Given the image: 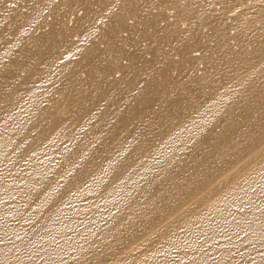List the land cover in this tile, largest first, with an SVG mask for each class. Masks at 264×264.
<instances>
[{
	"label": "bare ground",
	"instance_id": "bare-ground-1",
	"mask_svg": "<svg viewBox=\"0 0 264 264\" xmlns=\"http://www.w3.org/2000/svg\"><path fill=\"white\" fill-rule=\"evenodd\" d=\"M44 1L0 0V264H264V0Z\"/></svg>",
	"mask_w": 264,
	"mask_h": 264
},
{
	"label": "rangeland",
	"instance_id": "rangeland-1",
	"mask_svg": "<svg viewBox=\"0 0 264 264\" xmlns=\"http://www.w3.org/2000/svg\"><path fill=\"white\" fill-rule=\"evenodd\" d=\"M147 1L146 0H143L141 2V5L142 6H147L149 4V2L147 4H144L146 3ZM45 4V7L49 6L50 4L51 5H54V6H59L60 8H64L66 7V0H45L43 2ZM171 5H173L174 3H176L175 1H170ZM74 5H77L76 7V14L73 15L71 17V20H70V23L72 26H75L77 25L78 28L80 26H82L83 29H86L88 28V31L91 30L94 25H95V22H96V16H101V10L98 9V6L94 3H91V4H88V15H90V17L88 18V20H85L86 18V11L80 9L78 7V4L75 2V3H72V4H69V8L73 9ZM135 10L131 9L130 12H134ZM58 17L57 16H54L53 19H57ZM199 25V24H198ZM198 25H195L194 26V29L196 30L195 32H197V27ZM85 31V30H83ZM83 31H73L72 32V35L74 36L73 37V40L72 42L74 43L73 44V47H70V48H67L65 49V51L63 52H59L58 55V60L56 62H54V66L52 67V70L50 72L48 71H43L41 70L38 75L41 76V78H46L47 76H50L52 75V79L54 83H60L59 81H64L65 78H61L60 77V73H52L53 71L57 70L59 67H64V69H66V66L69 62H73V61H76L78 58H83L85 56H87L88 58H91V51L95 50L97 47H99L101 50L100 51V57H104V48H102V43L100 42L101 41V37H102V30H99V33L97 36H89L88 35V40L83 38L82 37V32ZM194 32V33H195ZM10 37L12 38H15L19 41L18 45H17V48L20 49L22 52L24 53H28L30 50H29V47L31 48V45H28L26 43V39L23 38L19 32H13ZM189 41L192 42V43H197L198 42V37L197 36H194V37H191L189 38ZM84 44H87L88 45V50H85V49H78L76 52L72 53V50L73 48L75 47H78V46H81V45H84ZM144 47L146 46V43L142 42L141 43ZM185 45H192L191 43H188V44H185ZM61 46H65V44L61 45ZM130 48H133L130 47ZM66 51L69 52V54H66ZM98 51V49H97ZM194 57L196 59H199L201 56H202V52L201 50H197L193 53ZM96 57H98L97 55H95ZM42 62L45 64H50L52 61V56L48 54V52H45L43 55H42ZM85 61H82V62H79V63H75V67H76V70L79 71V73L81 71H84L85 69H83V65ZM181 73H182V76L184 79H186L189 74H190V65H186V64H182L181 66ZM40 78V79H41ZM36 82V81H35ZM50 85V84H49ZM49 85H47V87H49ZM72 85L71 81L68 80L66 82V85H65V88L64 89H67L68 91H71V90H77L76 88H70ZM155 85H152L151 87H154ZM115 91V90H114ZM77 96V93H74L72 98L69 100V101H72L74 100V98ZM55 99H58L57 97H52V100H55ZM98 100H101L100 98H97ZM163 101L162 98H160L158 100L159 103H161ZM115 105H122V102L119 101V100H116V103ZM93 107V104L92 102H88L86 104V109H84L85 111H88V109L91 110V108ZM94 115V113H93ZM99 118V116L95 115L92 119H91V123H94L95 122V119ZM56 154V152H55ZM55 160H58L60 159V156L56 155L54 157ZM244 174V171L242 169H234L233 167L230 169V176L233 177V176H237V175H243ZM70 201V200H69ZM174 230H172V234L173 235H178L181 233V231L179 230V227H173ZM75 232V231H74ZM73 232V233H74ZM139 252H137L138 254ZM170 256L172 259H175V256L173 255L174 252H170ZM210 256H213V253H210Z\"/></svg>",
	"mask_w": 264,
	"mask_h": 264
}]
</instances>
